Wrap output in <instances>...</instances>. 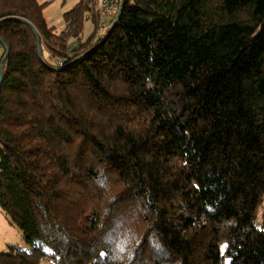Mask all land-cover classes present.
Listing matches in <instances>:
<instances>
[{
	"label": "trees",
	"instance_id": "obj_1",
	"mask_svg": "<svg viewBox=\"0 0 264 264\" xmlns=\"http://www.w3.org/2000/svg\"><path fill=\"white\" fill-rule=\"evenodd\" d=\"M48 4L0 0V264H264V0H123L95 49L119 5Z\"/></svg>",
	"mask_w": 264,
	"mask_h": 264
},
{
	"label": "rangeland",
	"instance_id": "obj_2",
	"mask_svg": "<svg viewBox=\"0 0 264 264\" xmlns=\"http://www.w3.org/2000/svg\"><path fill=\"white\" fill-rule=\"evenodd\" d=\"M43 1H45V0H43ZM75 4H76V2H73V0H52L44 9V16H45L47 24L49 26H53L55 28L56 32H61L65 26V22L63 20V13L65 11L70 10ZM92 31H93V23L90 21V19H88L85 22L84 27H83L82 39L86 40L91 35ZM102 34H103V32L101 33V35ZM74 43H75L74 41H71L70 46H72ZM1 54H2V48L0 47V56H1ZM0 214H1V216H3L1 212H0ZM2 218H4V217H2ZM11 228H13L11 230L16 232V234H18L17 236L19 237V238H17V236H15V233H13V234L7 233L6 234V236L9 239L12 238V240H11L12 241L11 243H13L12 245L14 247H18L20 249H26L27 245L22 241V235H21L20 231L14 226H11ZM17 245H21V246H17ZM40 264H54V263L50 260H42L40 262Z\"/></svg>",
	"mask_w": 264,
	"mask_h": 264
},
{
	"label": "built area",
	"instance_id": "obj_3",
	"mask_svg": "<svg viewBox=\"0 0 264 264\" xmlns=\"http://www.w3.org/2000/svg\"><path fill=\"white\" fill-rule=\"evenodd\" d=\"M120 0H98V10H99V31L105 29L107 22L103 20L104 18H110L114 15L116 8H118ZM259 222L264 223V208L262 209L259 217Z\"/></svg>",
	"mask_w": 264,
	"mask_h": 264
},
{
	"label": "water",
	"instance_id": "obj_4",
	"mask_svg": "<svg viewBox=\"0 0 264 264\" xmlns=\"http://www.w3.org/2000/svg\"><path fill=\"white\" fill-rule=\"evenodd\" d=\"M122 10H123V0H120L119 8H118L117 14H116L113 22L111 23L110 27L108 28V30H107L105 36L103 37V39L101 40V42H99L93 49L97 48L99 45H101L102 43L105 42V40L107 39V37L109 36V34L111 33V31L113 30V28L117 24V22H118V20H119V18L121 16ZM33 31H34V34L36 36L37 55H38V58L41 59V51H40V41H39V37H38L37 33L35 32L34 28H33ZM0 43L5 48V54H4L3 58L0 61V89H1L2 76H3V74H2V67H3L4 60H5V58H6L7 54H8V49H7V47L5 46V44L3 42L0 41ZM93 49L89 50L88 52L92 51ZM88 52L84 53L82 56L86 55ZM82 56H80V57H82Z\"/></svg>",
	"mask_w": 264,
	"mask_h": 264
},
{
	"label": "crops",
	"instance_id": "obj_5",
	"mask_svg": "<svg viewBox=\"0 0 264 264\" xmlns=\"http://www.w3.org/2000/svg\"><path fill=\"white\" fill-rule=\"evenodd\" d=\"M52 0H45V2H48L50 3ZM79 0H73V2H78ZM3 216H1L0 214V252L6 250L9 246H13L11 243L12 241V236L10 237L11 239H9L6 234L7 233H10V234H13L15 233V236H17L18 234H16V232H14L13 228H11L10 224L7 223V221L2 218ZM12 231V232H11ZM17 238H19L17 236ZM17 246H21V245H17Z\"/></svg>",
	"mask_w": 264,
	"mask_h": 264
},
{
	"label": "snow or ice",
	"instance_id": "obj_6",
	"mask_svg": "<svg viewBox=\"0 0 264 264\" xmlns=\"http://www.w3.org/2000/svg\"><path fill=\"white\" fill-rule=\"evenodd\" d=\"M101 255H104L103 253Z\"/></svg>",
	"mask_w": 264,
	"mask_h": 264
}]
</instances>
